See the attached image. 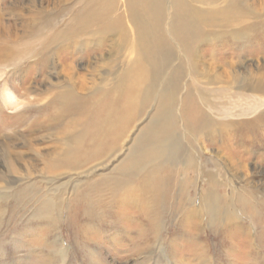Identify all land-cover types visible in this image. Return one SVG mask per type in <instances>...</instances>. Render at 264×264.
<instances>
[{"label":"rangeland","instance_id":"rangeland-1","mask_svg":"<svg viewBox=\"0 0 264 264\" xmlns=\"http://www.w3.org/2000/svg\"><path fill=\"white\" fill-rule=\"evenodd\" d=\"M47 1L0 0L3 27L10 25L8 7L15 6V13H20L32 2L35 10L45 9L44 19H33V42L16 49L19 59L26 58L23 75L30 73L29 77L41 80L28 53L45 50L59 36L55 44L58 58L47 59L46 74L51 79L38 86L41 91L31 89V105L22 101L24 106H18L19 113H29L28 121L34 124L30 127V140L21 141L23 128L13 137L0 135V163L6 161L11 171L6 177L0 176V264H171L191 255H205V264H249L251 259H256L255 264H264V137L260 134L264 122L238 138L223 134L222 130L220 138H208L210 129L221 128V124V129H225L233 122L249 120L251 116L246 113L264 112V107H258L259 97L253 102L235 99L234 95H257L253 86L264 82V0ZM132 2L134 5L129 6ZM136 4L144 8L139 9ZM200 12L203 14L199 16ZM133 44L146 49V57L137 59L138 54L131 51ZM72 48L74 54H70ZM65 65L73 67V81L81 90V99L93 98L92 110L99 113L101 107L107 108L102 101L110 100L117 109L115 113H138L131 128L132 143L124 144L117 158L109 160L102 170H92L91 177H113L122 161L132 155L139 165L133 168L138 174L159 165L163 177L159 178L162 192L158 207L165 220L161 218V230L153 244L158 249L143 259L140 253L144 256L146 247L131 239L137 229L127 223L132 207L118 204L97 219L78 203L86 179L90 178V172H83L92 166L76 170L55 160L70 140V135L59 140L64 128L74 133L89 123L84 119L72 123L76 116L64 110L67 107L54 97L51 86L55 80L66 86L67 77L56 75ZM12 68L7 66L0 71V83L12 73ZM207 74L212 78L204 80ZM21 78L19 73L11 81L17 84ZM217 78L224 83L218 85ZM225 82L232 90L221 93ZM3 99L0 97V103ZM20 101L17 98L14 103ZM87 107L88 102L82 105L81 113H88ZM10 112H0V133L15 127L5 115ZM50 115L54 124L49 128L43 121ZM23 123L24 120L19 127ZM149 128L152 130L148 136L161 131L166 138L162 144L172 145L177 151L168 154L162 146L161 154L154 149L156 143L151 137L139 140L135 130L143 132ZM212 158H221V162ZM237 159L240 166H236ZM228 172L246 191L229 192V183L222 180L223 176L230 180ZM212 175L216 189L224 198L230 196L227 207L234 209L243 222L240 233L233 231L232 221L207 226L205 214L201 232L197 225L182 226L185 211L192 207L183 197H193L196 207L200 187L207 190V179ZM9 176L18 182L5 183ZM238 201L245 202V208Z\"/></svg>","mask_w":264,"mask_h":264},{"label":"bare ground","instance_id":"bare-ground-1","mask_svg":"<svg viewBox=\"0 0 264 264\" xmlns=\"http://www.w3.org/2000/svg\"><path fill=\"white\" fill-rule=\"evenodd\" d=\"M46 3H49V0ZM127 5L129 4L127 3ZM132 5H134L133 2L129 6ZM136 5L138 6L139 9L144 8L139 4ZM40 7L41 6H38V8ZM15 9H16L15 6H11L7 8V10L11 12V19L8 20L10 22V25L7 27H3L2 24L0 25V71L4 70L5 68L7 69V66L13 67L12 73H10L8 77L5 78L3 82L0 83V87H1L0 97H4V99L0 103V112L3 111L4 109L11 110L12 112L6 113L5 115L7 117L8 122L10 124L15 125V127L3 129L0 135L7 134L9 137H13L14 134L18 132V129L23 128V130L20 131V135L22 138L21 141L27 142L28 140H30L29 137L30 127L31 125L34 126V124L29 123L28 121L30 116L29 113H19L18 106L20 105L24 106L22 101H26V105H31L32 101L29 99V94L32 92L31 89L32 88L39 89L38 86L40 84L43 85L44 83H47L48 80L51 79L49 78L50 76L46 74L47 59L49 56H51L55 60L58 58L59 56V51H57L58 45L55 44L58 42L59 36L54 37L51 40L50 45L45 46L46 48L45 50L41 52L30 51L28 53V58L33 59L32 63L33 64L35 63L34 68L37 67L35 74L41 76V80L38 82V80L29 77L30 75H32L30 73L28 74L29 76L23 75V73H25V69L27 66L26 58L19 59V57L16 55V49L19 47H23V48L27 47L33 42V39H35L33 37V32H34L33 19L34 21L37 18L44 19L45 9L35 10L37 8L35 7V5L33 6L32 2H30L29 6L24 8L25 11L22 10L20 13H15ZM23 13H27V14L24 15ZM202 14L203 13L200 12L199 16ZM149 18L150 16L148 15V19ZM130 19L135 22V18L133 16H131ZM81 28L79 31L84 32L83 29ZM154 39L159 40L158 37H154ZM66 40H69V38H66ZM133 46L134 49H131V51L138 54L137 59H143L144 57H146L147 55L146 49L140 48L141 51H143L141 52L137 45L133 44ZM61 48L65 49L64 45H61ZM75 52H76L75 49L72 48L70 54H74ZM53 62L55 63V61ZM29 63L31 64V62ZM19 73L22 74V78L18 81V83L16 82L17 84H13L11 81L12 77L18 75ZM35 74L34 77L36 76ZM60 74H63L64 76L67 77V81H65L66 86H62L61 83H59V79L58 81L55 80L56 82L53 84V86H51L53 87V91H55L54 97H57V99H59L64 104V106L67 107L65 109L63 107L62 109L69 110L70 112H72V116L73 115L76 116V118L74 117L72 118L71 120L72 123H74L77 119H84L85 122H89V123L82 130L79 129L80 131L78 132L74 131V133L70 131L72 129L70 128L68 129L67 127L64 128V131L60 133L63 136L60 135L61 137L59 140L64 139L66 135H70V140L67 144L65 143V146L63 147L61 152L57 155L55 160L59 164L61 163L64 164V166H70L76 168V170H83L88 166L89 167L92 166L87 171L83 172L84 175L90 172L89 173L90 178L86 179L85 182L86 188L80 194L81 199L78 200L79 201L78 203L81 206V208L87 209L91 211V213L93 212L94 215L97 216L96 217L97 219L104 217V214L107 211V209L109 211V209L115 208L118 204L128 205L132 207L133 210L131 215L126 216V218L128 219L127 223L133 225L132 229L133 228L137 229L131 239L132 240L137 239L136 244L144 243L143 247L144 246L146 247L144 251L145 255L143 256V254L140 253L141 259H143L144 257L150 255L152 251H154V249H158L157 244L156 246H154L153 244L157 242L155 237L161 230L162 223L160 222V220L161 218L165 220L164 218L165 216L162 217V213L160 211V208L158 207V204L161 202V192H162L159 178L163 177L161 176V174H159L160 173L159 165L154 164L153 166L150 167V170L147 171V173L138 174L134 171L133 168L138 167L139 165L136 159L133 158V157L136 158V156L132 155L122 161L123 163L119 166L117 173L113 177L106 178L101 174L96 180L94 179V176L91 177L93 174L92 170H95V173L102 170L105 167V166L103 167V165L108 163L109 160L117 158L116 154L124 146V144L128 143L129 141L132 143L133 139L131 138V135L133 134V130H131V128L133 127L132 125L134 124V122L138 119L137 118L138 113H115L117 109H115V106L111 104L110 100L102 101L105 104V107L107 108L101 107L100 112L97 113L96 110L94 109L92 110V108H94V106L91 104L93 98L88 97L86 100L81 99V90L77 87V83L73 81L75 74L73 67L70 65H65L64 69H62L61 72L56 73V75H60ZM210 78H212V76L208 74H207V78L205 76L203 77L204 80H208ZM221 83H224L222 78L221 79L217 78V84L220 85ZM225 83L226 85L222 86L219 92L224 93V91L232 90V87L229 85V82H225ZM248 89H251V87H249ZM253 90L259 94L245 96L244 98H242V94L236 93L234 94L236 95L235 99L238 100L242 99L244 101L255 102L259 97L258 107H264V82H262L259 85H254ZM260 92H263L261 96H259ZM241 93L244 92L241 91ZM228 96L230 99L231 97H233V95L232 96L228 95ZM17 98H20L21 101L14 103V100H17ZM39 101H40V97H39ZM86 102L90 104V107L86 108V112L88 111V113H81V107ZM208 105L210 106V104ZM251 108L252 107H250L248 110H250ZM51 116L52 115H50V117L46 116L45 120L43 121V123H46L49 128L54 124V120L50 119ZM245 116H251V118L247 121L243 120V121H238L237 123L233 122L228 126H226L225 129H221L224 126L223 124H221L222 126L221 128L208 130V138L211 139L212 141L217 139V136L219 135L221 130L222 132H224L223 134L231 135L232 137L238 138L243 133H245L246 135L248 133H251L254 130V128H257V126L258 128L261 127V124L264 122V112L246 113ZM22 120H24V123L19 127ZM196 122L197 119L195 120V123ZM150 129L152 130V128H149L148 130L143 132L137 130H135V132L137 133L136 135L139 138V140L143 138L145 139L147 137H151L153 140H155L156 146L154 147V149L158 150L162 154L163 151L162 146H164V144H162L163 143L162 141L166 138L164 137V135H161L162 132L158 130H155L153 132V136H148L147 132ZM260 134L262 137H264V130H261ZM220 136L221 134L218 136V138H220ZM15 143L17 142L15 141ZM152 144L151 146H153ZM3 148L7 149V147H3ZM164 149L168 154L177 151L176 148L172 145L164 146ZM133 151H135V148ZM133 153L137 154L135 152ZM147 159L149 161V158ZM212 159H216V158H212ZM216 160L219 161L221 160V158H217ZM7 161L11 162L12 159ZM239 162L240 161L237 159L236 166H240ZM5 163L4 162L0 163V176H4V177L10 175L11 173V171H9L8 168L9 165L8 164L5 165ZM53 167L54 166H51V168ZM228 173L230 180L227 181V179L224 176L221 177L223 178L222 180L226 181V183H229V187H228L230 189L229 192L231 193L236 192L238 194L239 192L244 191L246 187L240 186L241 182L236 181V179L232 178L233 174H231L230 172ZM231 178L232 180H234L233 182H231ZM207 181H208L207 190L206 189L204 190L200 187V192L198 194L199 201L196 207L195 205H193V197H191V200H189L190 198H188L187 194L183 197V200L186 203L190 201L189 204H191L192 207H190V209L185 211L186 218L184 216L182 217L183 218L182 226L184 228H192L197 225L199 228L198 231L201 232V228H200L201 220L203 215L205 214L206 215L205 217L207 219V223H206L207 226H212V223L217 224V222H222V220L225 223L227 221L230 222L232 221L233 231H239L238 233H240L244 228L243 222L241 221V219L239 218V216L237 215L234 209H231V207H227V205H229L228 199H230L229 198L230 196L224 198L222 195L223 193H220L219 190L216 189L215 176L212 175L210 178L207 179ZM4 182L16 184L18 182V179L9 176L4 180ZM226 195L228 194L226 193ZM222 198L224 200H222ZM240 200L242 199L240 198ZM238 202L241 207L245 208L243 204L245 202L243 203L242 201L241 202L238 201ZM224 204H226V208L224 207ZM247 216L248 218H251L249 215ZM256 234L258 235L259 232L258 233L256 232ZM164 254L165 251L162 252V256L160 259L161 263H163ZM204 256L205 255H203V257L191 255L187 258L180 257V263L179 261L174 260L171 264H191V263L205 264L204 260L206 257ZM206 262L212 264V262L210 261H206ZM248 263L255 264L257 262L256 259H251L248 261ZM167 264H169V261L167 262Z\"/></svg>","mask_w":264,"mask_h":264}]
</instances>
